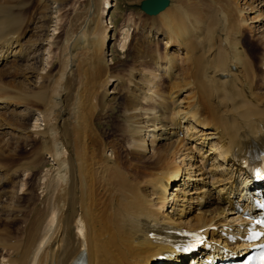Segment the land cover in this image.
<instances>
[{
    "label": "bare ground",
    "instance_id": "1",
    "mask_svg": "<svg viewBox=\"0 0 264 264\" xmlns=\"http://www.w3.org/2000/svg\"><path fill=\"white\" fill-rule=\"evenodd\" d=\"M44 1L63 8L64 0ZM11 2L0 3V74L29 86L0 84V130L9 128L14 146L38 143L0 166V232L23 219L12 245L0 237V250L11 249L0 264H159L155 257L174 253L171 242L185 228L233 234L241 221L231 201L254 189L244 165L264 156V27L252 33L247 18L264 20V0H170L137 24L139 42L118 72L106 59L113 33L89 9L73 39L62 40L56 71L45 74L35 69L36 55L21 61L33 45L22 40L28 24L8 12ZM20 106L27 116L41 113L43 130L13 118ZM102 120L114 140L99 131ZM45 155L56 167L23 218L27 198L13 179L43 166Z\"/></svg>",
    "mask_w": 264,
    "mask_h": 264
},
{
    "label": "rangeland",
    "instance_id": "2",
    "mask_svg": "<svg viewBox=\"0 0 264 264\" xmlns=\"http://www.w3.org/2000/svg\"><path fill=\"white\" fill-rule=\"evenodd\" d=\"M4 1L5 0H0V3L4 2ZM11 1L12 2H11V4H9L10 8L8 9L9 10L8 12H10L11 14L17 15L19 17L20 21L24 22V26L28 24L27 29L24 31V33L22 35V38H23L22 40H27L26 45H28V46L33 45V46L28 47V50H27V53H28L27 56L28 57L26 56V54H24L23 57L21 58V61L22 62L24 61L23 64H25V65L30 64V62L34 61L33 56L36 55L38 57V63H37V66L35 67V69L40 74H45L47 72L56 71V69L58 68V65L60 63L59 61H61L62 53H63L62 47L60 46V45H62V40L65 37H67L69 42L73 39V34H75V31H76V27L73 28V26L78 25V23L80 22V19L83 20V18L86 17L87 11L89 9H92L93 12H95L94 14L96 16H100V14H101L102 21H103V22L102 21L101 22L104 25L106 24V26L110 29L111 34L113 33L112 35L114 36V39H112L110 41L108 48L106 49V51H107L106 59H108L107 60L108 63L111 62L110 65H111V67L113 66L112 71H114V72L115 71L118 72L120 68L125 67L130 63V57L134 51V44H135V42L136 43L139 42V40H136V39L138 37H140L139 31H138V30H140V28L138 27L137 24H139V22H146V21L149 22L151 20H154L153 18L158 15V14L157 15H147L146 13H144L139 8V3L142 0H105V1L99 0V2H98V0H92V2H91V0H64V2H63L64 4H62L63 8L60 10H57L56 4H53V3H46L45 4L44 0H11ZM102 1L105 3H103ZM14 4H15V6H14ZM163 11H161V12H163ZM254 15H255V13H253V12H247V18L251 19ZM79 17H80V19H79ZM75 18L78 20H76ZM128 18H129V21H128ZM250 19L248 20L249 26H256L255 29L254 28L252 29L253 30L252 33H254V30H256L255 33L260 32L261 29L264 27L261 25L262 22H264V20L261 19L259 22V20L256 21V19H254V20H252V19L250 20ZM130 22H131V24H130ZM148 22H146V23H148ZM135 23H136V25H134ZM69 28H71V29L69 30ZM257 28H258V30H257ZM72 29H73V31H72ZM67 31H69L68 32L69 35H68ZM135 32H136V34H135ZM137 34H138V36H137ZM56 38L58 39L57 45L55 43ZM162 40L163 39L159 38L157 40V44L155 46V47H157L159 52H162L164 50V44L162 43L163 42ZM28 42L31 44H29ZM34 44H35V46H34ZM50 44H51V46H50ZM250 48L253 50V52H255V49L253 47H250ZM29 49L31 51H29ZM8 60H9V64L13 62V61H11V58H9ZM142 66L145 67L146 69L150 68L149 66H147V64H143ZM12 76L13 75L3 76L0 74V84L5 86L6 88L8 87L10 89L11 88L15 89V90L23 89L25 91L28 90L27 87L29 86V84L28 83L26 84V82L28 80L25 81V79L23 77L21 78L18 76H16V77H12ZM39 76L40 75H38V77L36 78L37 81H40ZM32 79H33V77H32ZM111 82H113V81H110V83ZM86 90L89 91V88H87ZM186 91H184L182 94L178 95V98L181 99L183 97V99H184V95H185ZM119 106H120V103H118V105L116 106L117 107L116 110L119 109ZM22 107L23 106H20L16 109L17 115L15 114V116H13V118L18 119L22 123H26V125L28 126V129H30L32 132L43 130L45 125H44V122L42 120V116H40L41 113H38L37 111H35L30 116H27V114L25 112L26 110H23L24 108H22ZM19 108L22 111L19 110V112H18ZM1 110H3L5 112L4 115L6 117H11L10 116L11 114L8 113L9 111L4 110V109H1ZM116 110L111 113L113 115V117H115L117 114ZM23 115L24 116L26 115V116L24 117ZM110 118H112V116ZM99 126H100L99 131L102 134L103 133L105 134L107 132V134H105V136H107L113 140L115 139V135H113L114 137L112 135L109 136L110 135L109 130H111V127H110L111 123L109 124V123L105 122V120H102L100 122ZM7 129L9 130V128L0 130V166L1 165H5V166L12 165V164L18 162L20 159L28 157L29 154L32 152V150L36 147V145L38 143V141H36V142L30 141V143H23V144L19 143L18 146H14L16 143L14 144L13 142L9 141V131ZM116 138H118V137H116ZM3 142H4V144H3ZM191 144H192V142H190V144L188 143L187 146L190 147V146H192ZM116 146L119 147L120 142H118L116 144ZM118 150H119V154L120 153L123 154V152H121L122 150L120 148H118ZM108 154H110V151H108ZM121 154H120V156H121ZM44 157H45L46 162L43 166L39 167L34 172H31L29 170L28 171L22 170L19 172L17 177H15L13 179L17 183L16 184V191L18 193L23 194V198L21 200L26 201V200H24V198H27L28 203L26 202V204L24 205V209H25L23 211L24 213L22 212V213L18 214V215L22 216L23 218L25 215H26L25 217H27L31 214V211L29 214V210L27 209V207H29V208H30V206L33 207L35 205V203H37V201L36 202L34 201L33 197H35V195H36V198H37L38 194L40 196L42 193H44V191H42V190L43 189L45 190L47 188V185H45V183L47 184V181L49 179L48 178L49 174L52 173L50 171H51V169L54 170L56 167V165L54 166L53 162H51V160H50L51 158L48 155H45ZM123 161H125V160H123ZM130 169H132V168L130 167ZM26 181H28V184L26 183ZM172 187H174L173 184H172V186L169 187L170 192H171ZM27 189L29 191L31 190L30 193L32 195L28 194L29 191H27ZM28 196L31 197L30 199L33 198L32 202L29 201L30 199L28 200ZM36 198H35V200H37ZM29 202H31V203H29ZM33 203H34V205H33ZM188 204L190 205L189 211H192V209L195 208V203L192 202V203H188ZM188 204H187V202H185V205H188ZM31 210H32V208H31ZM20 216H18V217H20ZM22 220L18 221V219H16L15 221L14 220L12 222L10 221L8 223V224H10V226H6L7 230H5L4 232H0V237L4 238L6 240L5 241L6 244H8L9 242L10 243L12 242L11 243V245H12L15 241L14 239L19 237L20 232H22V230H21V226H22L21 223L23 222ZM3 225H4V222H2V220H0V229L4 228ZM17 227H19V228L17 229ZM28 227H30V225H28ZM16 231H17V233H16ZM25 231L27 232L26 236H28L30 229L29 230L27 229ZM5 234H7L8 236ZM14 234L16 237L14 236ZM10 243L8 245H10ZM8 245H6V247ZM9 247L10 246H8L7 249H4L5 251L0 250V254H2V256L0 255V260H3L2 262H6V259L9 256V252L11 250V249H8ZM155 259L158 260L157 257H155Z\"/></svg>",
    "mask_w": 264,
    "mask_h": 264
},
{
    "label": "water",
    "instance_id": "3",
    "mask_svg": "<svg viewBox=\"0 0 264 264\" xmlns=\"http://www.w3.org/2000/svg\"><path fill=\"white\" fill-rule=\"evenodd\" d=\"M169 0H142L139 7L148 15H156L169 5Z\"/></svg>",
    "mask_w": 264,
    "mask_h": 264
},
{
    "label": "snow or ice",
    "instance_id": "4",
    "mask_svg": "<svg viewBox=\"0 0 264 264\" xmlns=\"http://www.w3.org/2000/svg\"><path fill=\"white\" fill-rule=\"evenodd\" d=\"M253 238H255V237H253Z\"/></svg>",
    "mask_w": 264,
    "mask_h": 264
}]
</instances>
